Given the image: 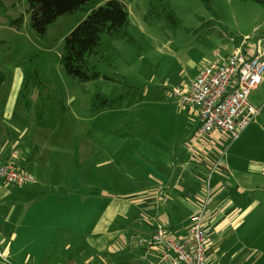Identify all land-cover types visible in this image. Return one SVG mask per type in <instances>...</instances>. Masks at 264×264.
I'll list each match as a JSON object with an SVG mask.
<instances>
[{
  "label": "crops",
  "instance_id": "1",
  "mask_svg": "<svg viewBox=\"0 0 264 264\" xmlns=\"http://www.w3.org/2000/svg\"><path fill=\"white\" fill-rule=\"evenodd\" d=\"M254 3L252 36L202 58L173 88L187 90L207 62L240 48L264 58V6ZM21 84L22 72L17 97ZM170 90L178 104L160 124L166 139L151 117L143 123L146 137L141 119L126 115L121 126L132 122L137 136L121 137L103 124L75 132L57 121L55 129L36 130L24 109L0 110V165L13 163L36 180H0V264H150L160 256L148 241L155 229L164 224L182 238L203 208L208 264H264V82L250 95L261 114L238 139L199 135L198 109Z\"/></svg>",
  "mask_w": 264,
  "mask_h": 264
},
{
  "label": "rangeland",
  "instance_id": "2",
  "mask_svg": "<svg viewBox=\"0 0 264 264\" xmlns=\"http://www.w3.org/2000/svg\"><path fill=\"white\" fill-rule=\"evenodd\" d=\"M108 1L92 0L78 13L60 17L49 26L47 37L41 38L31 26L29 0H2L0 70L7 73L8 80L0 92L1 111L7 106L10 110L16 109L18 113L23 109L22 98L17 97L15 89L21 75L20 62L23 57L34 49L62 54L66 37L91 11ZM120 1L130 10V32L138 39L141 53L124 40L114 42L121 54L116 68L101 66L100 71L117 81L102 77L84 85H74L63 65L50 66L48 78L57 110L56 120L63 128L72 127L75 132H79L80 127L99 131L101 124L116 132L121 129L122 122L128 119L126 115L130 118L136 116V119H141L140 132L145 133L147 129L143 123L147 117H151L153 125H158L162 138L166 139L167 130L161 133L160 124L167 123L168 118L174 115L173 110L169 109L174 108L178 102L177 99H169L170 89L183 80L181 73L187 69L193 71L202 58L210 59L215 52H222L226 44L234 46L231 40L239 43L246 36H252L253 32H249V29L259 19V15L254 11L256 6L251 5L255 4L254 1L214 0L217 12V20L214 21L213 15L201 0H157L170 3L182 21L181 27L169 28L164 19L155 23L147 21L146 14L151 0ZM260 8V13L264 12V7ZM21 16L24 23L22 29L18 30L11 26V20ZM116 86L120 88L117 96L122 97V101L103 113L92 114L89 109L96 89L100 88L105 94L112 95ZM1 111L0 123L3 115ZM22 114L24 118L32 120L29 125H35L30 114ZM12 125L18 127L15 123ZM15 132V129L12 130L13 134ZM149 132L154 139L153 132ZM258 194L264 197V188L259 189Z\"/></svg>",
  "mask_w": 264,
  "mask_h": 264
},
{
  "label": "trees",
  "instance_id": "3",
  "mask_svg": "<svg viewBox=\"0 0 264 264\" xmlns=\"http://www.w3.org/2000/svg\"><path fill=\"white\" fill-rule=\"evenodd\" d=\"M92 0H29L31 26L41 38H46L49 26L62 16H72L84 9ZM217 20L214 0H201ZM254 1L264 6V0ZM2 0H0V4ZM147 21L155 23L161 19L166 21V27L179 28L182 21L177 16L170 3L151 0ZM23 16L12 19L11 26L21 30ZM131 13L128 6L120 0H109L104 5L91 11L88 17L66 37L64 51L58 54L53 51L34 49L27 53L20 62L22 84L19 95L22 98L23 109L30 114L35 122V129H55L57 110L55 100L50 91L48 71L53 64H61L74 85H84L105 77L100 71L101 66L116 68L121 54L114 42L124 40L136 47L141 53V45L130 32ZM8 75L0 70V90ZM127 87V82L124 81ZM166 87H169L166 85ZM176 88V87H174ZM173 90V88H171ZM120 88L115 87L112 95L105 94L100 88L96 89L89 111L97 114L122 101L117 94ZM177 97V96H176ZM121 137H136L134 124L126 123L115 132ZM29 136H32L31 134Z\"/></svg>",
  "mask_w": 264,
  "mask_h": 264
},
{
  "label": "built area",
  "instance_id": "4",
  "mask_svg": "<svg viewBox=\"0 0 264 264\" xmlns=\"http://www.w3.org/2000/svg\"><path fill=\"white\" fill-rule=\"evenodd\" d=\"M263 82L264 58L240 48L224 59L207 62L187 90L176 87L173 92L183 106L198 109L199 135L219 131L238 139L261 114L262 110L250 102V95ZM0 180L16 186L36 181L13 163L0 165ZM207 221L206 208L197 211L182 238L172 236L166 225H159L148 241L160 250V256L150 264H208Z\"/></svg>",
  "mask_w": 264,
  "mask_h": 264
}]
</instances>
